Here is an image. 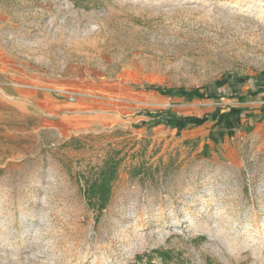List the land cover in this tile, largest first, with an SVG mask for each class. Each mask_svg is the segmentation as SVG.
Wrapping results in <instances>:
<instances>
[{
    "label": "rangeland",
    "instance_id": "374dc122",
    "mask_svg": "<svg viewBox=\"0 0 264 264\" xmlns=\"http://www.w3.org/2000/svg\"><path fill=\"white\" fill-rule=\"evenodd\" d=\"M0 48L14 69L100 70L119 89L96 110L120 117L0 168V264H264V0H0ZM216 108L255 117L150 125ZM109 165L98 208L85 191Z\"/></svg>",
    "mask_w": 264,
    "mask_h": 264
},
{
    "label": "crops",
    "instance_id": "0c3cea01",
    "mask_svg": "<svg viewBox=\"0 0 264 264\" xmlns=\"http://www.w3.org/2000/svg\"><path fill=\"white\" fill-rule=\"evenodd\" d=\"M106 80L96 68L62 74L10 68L0 48V168L35 152L44 137L65 142L118 125V114L96 110L102 95L119 89Z\"/></svg>",
    "mask_w": 264,
    "mask_h": 264
},
{
    "label": "trees",
    "instance_id": "16d2710c",
    "mask_svg": "<svg viewBox=\"0 0 264 264\" xmlns=\"http://www.w3.org/2000/svg\"><path fill=\"white\" fill-rule=\"evenodd\" d=\"M239 83H243L245 79H238ZM234 85L235 83L232 80H229V77L222 80H217L213 84V88L220 89L224 87L225 85ZM260 89V88H259ZM148 90L157 92L160 95L163 96H180L182 98L187 99H216V91L210 90V89H204L201 91L199 88L192 89L190 91H185L183 89L180 90H172V89H165L160 86H149ZM260 90H256L254 92H249L250 95H256L255 93H259ZM241 99V98H240ZM260 116L259 120L264 119V105L259 108ZM246 111H243L242 108H230L228 112L221 113L219 109H215L210 114L203 116L201 118L199 117H177L171 112L166 113H155V114H149L152 117L153 122L150 123V125H157V124H166L167 126L171 127H179L181 129H188L190 127H197L202 125L208 120L219 122H225L229 134H231V131L236 128V126H233V122H240L242 115L247 116L248 119L254 118L255 115L253 114V111H248L246 114ZM115 173V168L113 165H109L105 170L99 173V179L92 181L89 185H87V189L85 193H87V198L91 202L93 200H97V207H103L105 202L107 201L109 195H110V182L113 180Z\"/></svg>",
    "mask_w": 264,
    "mask_h": 264
}]
</instances>
